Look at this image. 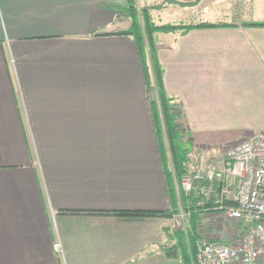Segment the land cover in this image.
I'll use <instances>...</instances> for the list:
<instances>
[{"label": "crops", "instance_id": "crops-1", "mask_svg": "<svg viewBox=\"0 0 264 264\" xmlns=\"http://www.w3.org/2000/svg\"><path fill=\"white\" fill-rule=\"evenodd\" d=\"M163 1L196 0H143ZM126 4L0 0V264L176 260L166 250L176 216L113 214L172 209L139 51L116 34L131 25ZM168 9L192 21L264 22V0ZM155 42L193 150L222 154L264 132V27Z\"/></svg>", "mask_w": 264, "mask_h": 264}, {"label": "trees", "instance_id": "trees-1", "mask_svg": "<svg viewBox=\"0 0 264 264\" xmlns=\"http://www.w3.org/2000/svg\"><path fill=\"white\" fill-rule=\"evenodd\" d=\"M138 1L143 0H127V4L122 8V11L123 15L129 19L131 25L129 29L116 34L129 36L134 40L143 67L148 98L153 93L158 94V103L148 100L154 120L155 134L161 152L172 209L169 211H119L113 212V214L173 218L182 211L191 210L189 228L183 231H176V244L167 247L166 250L170 258H177L180 255L184 264H197V242L204 237L199 234L198 224L200 218H202V214L207 211H203L199 207H191L190 209L187 207L188 197L180 188V178L185 173H196L198 169L201 171L200 165L198 162L195 163L193 159V154L199 151L193 150L189 142V135L184 127L180 103L174 97L168 95L165 90L163 81L164 71L157 57L155 35L172 33L182 36L192 30L231 28L237 26L248 28L264 27V22H244L240 25L236 23L210 22L204 20H195L188 24L157 23L153 19V11L162 10L173 3L183 8H189L196 6L199 0L179 3L177 1H163L159 4L143 5L140 9L136 5ZM192 164L194 167L191 166Z\"/></svg>", "mask_w": 264, "mask_h": 264}, {"label": "built area", "instance_id": "built-area-1", "mask_svg": "<svg viewBox=\"0 0 264 264\" xmlns=\"http://www.w3.org/2000/svg\"><path fill=\"white\" fill-rule=\"evenodd\" d=\"M180 188L189 209L217 211L231 225L230 244L198 240L197 264H264V132L226 149L220 163L204 172L185 173ZM182 212L190 218L191 210ZM53 248L61 252L60 241Z\"/></svg>", "mask_w": 264, "mask_h": 264}, {"label": "rangeland", "instance_id": "rangeland-1", "mask_svg": "<svg viewBox=\"0 0 264 264\" xmlns=\"http://www.w3.org/2000/svg\"><path fill=\"white\" fill-rule=\"evenodd\" d=\"M232 1V0H230ZM138 6V8L140 9L143 5H148L147 3L143 2V1H138V3L136 4ZM151 5V4H149ZM231 8H228L227 11H229ZM163 10V9H162ZM162 10H157V13L155 11L152 12V16L153 19L157 22V23H171V24H188L190 23L193 19H190V13L189 12H184V14L180 15V14H176L175 11H171V10H166V11H162ZM162 11V12H161ZM160 12V13H158ZM176 15V16H175ZM150 99L152 101H156L157 103L159 102L158 99V94L157 93H153V95H150ZM218 152L213 151H206V154L203 153H194L193 154V159L194 162L200 165V169L201 171H205L206 169H208V167L210 165H214V164H219L222 158V154H217ZM192 167L193 164L191 165ZM199 171V169H198ZM183 213H180L179 215H177L175 217V220L173 222V232H176L178 230H185L187 228H189L190 224H189V219L188 217H183ZM206 218H200L199 221V227H198V231L199 234L202 236H207V237H217L219 238L222 242H230L231 239H229V229L231 225L227 224V223H223L221 220V215L219 212L217 211H211L208 213H204L202 214L203 217ZM209 217H213L214 220L211 221V219H209ZM214 221L215 224H212ZM209 226H211L212 228H210ZM189 233V231H188ZM188 235V234H187ZM170 264H184L182 262V258L180 257V255L176 258V260L171 261Z\"/></svg>", "mask_w": 264, "mask_h": 264}]
</instances>
